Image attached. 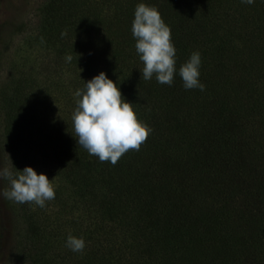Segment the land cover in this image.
<instances>
[{"label": "trees", "instance_id": "16d2710c", "mask_svg": "<svg viewBox=\"0 0 264 264\" xmlns=\"http://www.w3.org/2000/svg\"><path fill=\"white\" fill-rule=\"evenodd\" d=\"M141 2L170 27L177 69L200 52L204 91L142 78ZM30 39L76 91L106 73L151 132L101 162L75 139L65 83L13 76L0 91L9 172L44 169L55 198L4 199L22 227L12 264H264V0H47Z\"/></svg>", "mask_w": 264, "mask_h": 264}, {"label": "clouds", "instance_id": "9594fccd", "mask_svg": "<svg viewBox=\"0 0 264 264\" xmlns=\"http://www.w3.org/2000/svg\"><path fill=\"white\" fill-rule=\"evenodd\" d=\"M252 4L254 0H241ZM131 33L135 40V50L143 63L142 78L172 86L176 75L182 80L185 90H205L200 81L201 54L191 53L189 58L176 67V48L171 38V29L162 19L155 6L143 2L134 9ZM63 35V33H62ZM71 60V57H67ZM76 106L71 120L76 141L89 155L96 156L101 162L115 165L119 158L130 149L139 150L151 129L138 120L133 104L127 102L113 80L100 72L78 89ZM0 179H7L10 187L0 190V197L18 204L34 203L45 207L46 201L55 198L52 181L46 174H37L30 166L15 173L0 171ZM86 243L83 237L69 234L65 247L74 253L83 252Z\"/></svg>", "mask_w": 264, "mask_h": 264}, {"label": "rangeland", "instance_id": "374dc122", "mask_svg": "<svg viewBox=\"0 0 264 264\" xmlns=\"http://www.w3.org/2000/svg\"><path fill=\"white\" fill-rule=\"evenodd\" d=\"M47 0H0V91L18 74L32 73L39 81L50 79L68 87L70 106L75 104L76 88L63 62L54 61L44 49L34 46L30 37L38 28L41 10ZM33 44V45H32ZM56 85H54V88ZM4 120L0 108V171H9V159L3 145ZM39 174L44 172L38 171ZM6 179H0V190L6 189ZM0 197V229H4L0 264H12L13 252L21 225L15 221Z\"/></svg>", "mask_w": 264, "mask_h": 264}]
</instances>
